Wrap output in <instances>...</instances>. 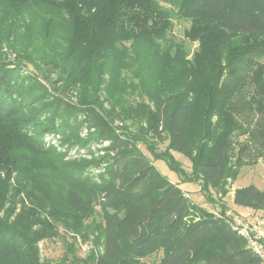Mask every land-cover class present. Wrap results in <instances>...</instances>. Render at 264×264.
<instances>
[{
    "label": "trees",
    "instance_id": "trees-1",
    "mask_svg": "<svg viewBox=\"0 0 264 264\" xmlns=\"http://www.w3.org/2000/svg\"><path fill=\"white\" fill-rule=\"evenodd\" d=\"M174 16L191 23L185 38L200 43L192 55L186 40L173 36ZM35 40L45 44L33 47ZM1 45L38 72L22 77L20 64L0 61V171L7 175L0 179V264H146L158 252L154 264H185L192 256L198 264H261L221 217L196 207L154 162L199 181L217 205L212 194L232 174L233 131L251 116L264 117V0H0ZM222 45L228 53L216 54ZM37 60L60 70L64 90L84 85L77 104L38 80L46 74ZM105 68L114 90L101 100L93 84ZM135 90L146 99L127 102ZM199 113L206 141L197 149L190 126ZM129 122L139 125L134 133ZM80 129L106 144L96 161L105 166L99 181L82 173L85 164L63 162L37 138L54 130L80 144ZM164 141L158 152L155 145ZM173 152L189 160L190 172ZM248 153L264 165V138ZM12 173L15 193L33 200L20 203L18 213V202L6 198ZM233 204L264 211V188L237 190ZM77 236L92 242L84 256ZM212 236L217 247L205 250ZM55 240L63 256L43 258L39 244Z\"/></svg>",
    "mask_w": 264,
    "mask_h": 264
},
{
    "label": "rangeland",
    "instance_id": "rangeland-1",
    "mask_svg": "<svg viewBox=\"0 0 264 264\" xmlns=\"http://www.w3.org/2000/svg\"><path fill=\"white\" fill-rule=\"evenodd\" d=\"M162 5L172 11V8L169 7V5L163 4ZM191 30V23L182 19H179V17L173 18V36L174 38L179 41L183 40L185 38V35L190 34ZM199 33L198 31H194ZM211 34V33H210ZM212 35V39L214 38V35ZM209 39V38H208ZM209 39V40H212ZM28 40V39H24ZM37 42H34L32 45L33 47L38 46L36 44L42 43L45 44L42 40H35ZM215 41V40H214ZM213 41V42H214ZM49 42V41H47ZM190 49V54L192 55L196 51L199 50L200 43L197 40V38H194L193 40H186L185 41ZM49 45L57 46L55 42L49 43ZM0 49V61L4 62L6 64H10V68H14L15 64H20L21 67V76H25L26 73H32V72H38L37 68L34 66H31L30 64H23L21 63V59H18L19 54H15L14 52H11L7 47L1 45ZM47 48V47H46ZM222 51V54L228 53V48H226L224 45H222L218 51H216V54L221 53L219 51ZM21 56H24L20 54ZM18 56V57H17ZM51 56V54H49ZM72 60H69L67 62H71ZM70 65L74 64L71 62ZM24 65V66H23ZM35 66L39 67V70L45 72L44 77H39L38 80L43 83V85L51 90L52 95L54 96H65L66 98L70 97L72 98L73 103H78V97L81 96V94L85 91L84 85L82 83L78 84V86H74L72 88H67V90H64V84L62 81L58 79L59 74L61 73L60 70H57L54 68L53 64L50 62L45 61H36ZM75 68L77 66H74ZM124 74V72H123ZM122 74V75H123ZM113 81L114 79L109 77V71L105 68L102 76L100 78V83H94L93 85L97 88H99L98 92L100 99H104L107 94L113 93L114 87H113ZM244 83H250L248 82V79L244 81ZM136 89H140V84L138 83L136 85ZM135 90L133 93L126 97L127 102H133L135 99L143 98L146 99L144 95L141 96V93L139 91ZM138 93V94H137ZM92 94V87L88 89L87 95ZM145 101V100H144ZM105 107L108 106L107 103L104 104ZM34 110V109H33ZM260 120H256V117H250L249 122L246 125H243L233 131V141L234 144L230 146L229 150V156L233 157L230 159V162L232 164V174L229 178L226 180V184L221 190V192H217L212 194L213 199H218L217 205H213L212 203H209L206 197V194L202 191L201 185L199 184V181H185L183 180V177L175 170H173L164 160H156L154 162L155 167L157 170L165 176L170 182L178 184L181 190L184 191L185 195L191 199L193 204L197 207H203L207 209L210 214L212 215V218H219L221 217L222 221H225L228 224V220L225 217V214L230 212H233L243 218H248L250 220H253L255 218H260L264 220V211L262 210H255L251 208L241 207L244 209H239V207L235 206L233 204V196L234 193L242 188H245L249 185H254L258 189L264 188V165L262 164V160L258 158L256 153H248V151H252L254 148V145H258V142L262 141L264 138V117H260ZM83 116H78V123L81 122ZM212 120V119H211ZM60 122V121H58ZM258 122H262L263 124H258ZM212 123L215 124V120H212ZM125 125V124H124ZM261 125V126H259ZM128 131L130 133H134L138 128L139 125H132L131 122L128 123ZM204 121L202 117L200 116V113L197 114L192 121V124L190 126V137L195 142V146L197 149H200L204 142L206 141L204 136ZM78 129V126L72 127V129ZM117 128H121V125L117 124ZM123 128V127H122ZM121 128V129H122ZM243 128V129H242ZM73 129V130H74ZM254 129V130H253ZM246 130V131H243ZM32 134L36 135L40 132L38 130L36 133L34 131H31ZM78 132V130H77ZM76 132V133H77ZM204 132V133H203ZM71 134V133H70ZM206 134V133H205ZM72 139H68L67 136H63L60 132H54L48 131L44 133H39L37 135L38 140L41 142L42 146L45 149H52L57 154L62 156L63 162H66L68 164H85V167L83 169V174L90 179L97 181L100 180V177L104 174V168L105 166H100V163H96V161L99 160V158L103 154V148L106 145L100 146L97 145V143L92 142L91 135H88L81 131V129L78 132V137L80 140H82V143H76L75 142V136H71ZM252 140V142H251ZM155 142V141H152ZM167 141L159 142L157 143L156 149L158 152L163 151L166 148ZM242 145V147H241ZM247 146V148H245ZM243 150V154L241 157V160L239 159V162L236 161L237 158H235L236 154L239 152V149ZM144 150V145L141 147ZM232 150V151H231ZM174 159L179 162V164L182 166V168L185 170V172H190V162L182 155L173 152L172 153ZM233 161V162H232ZM235 161V162H234ZM6 173L4 171H0V179L4 180L6 178ZM16 177L15 173H12L8 179V189L6 193L7 200L18 202L17 203V210L18 213L20 203H25L27 206H31L33 204V200H30L24 193L20 192L18 194L14 191L15 186V180ZM37 201V200H36ZM36 203V202H35ZM220 204L224 206V211L220 212ZM196 215L193 217V222H196L198 220V212L196 210ZM248 215H245V214ZM88 223H91V220H88ZM78 237V236H77ZM77 248L78 252L81 256L86 255L89 250L92 249V242L88 243H82L79 237L77 238ZM92 239V237H91ZM41 256L43 258H49L58 260V258L63 256L64 248L62 245L61 240H55V241H45L39 244ZM217 247L215 237L212 236L206 246L204 247L205 250H212ZM162 253L158 252L155 255H152L145 259L146 264H154V262H157ZM198 256H192L190 260H188L185 264H198L197 263Z\"/></svg>",
    "mask_w": 264,
    "mask_h": 264
},
{
    "label": "built area",
    "instance_id": "built-area-1",
    "mask_svg": "<svg viewBox=\"0 0 264 264\" xmlns=\"http://www.w3.org/2000/svg\"><path fill=\"white\" fill-rule=\"evenodd\" d=\"M225 217L230 229L243 239L246 248L264 264V220L260 218L250 220L249 217L243 218L230 211Z\"/></svg>",
    "mask_w": 264,
    "mask_h": 264
},
{
    "label": "crops",
    "instance_id": "crops-1",
    "mask_svg": "<svg viewBox=\"0 0 264 264\" xmlns=\"http://www.w3.org/2000/svg\"><path fill=\"white\" fill-rule=\"evenodd\" d=\"M232 200H233V199H232ZM239 209H244V208L239 207ZM245 215H248V214L246 213Z\"/></svg>",
    "mask_w": 264,
    "mask_h": 264
}]
</instances>
